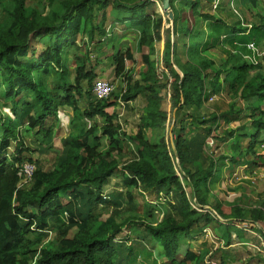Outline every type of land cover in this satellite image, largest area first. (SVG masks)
<instances>
[{"label": "trees", "instance_id": "16d2710c", "mask_svg": "<svg viewBox=\"0 0 264 264\" xmlns=\"http://www.w3.org/2000/svg\"><path fill=\"white\" fill-rule=\"evenodd\" d=\"M3 1L0 102L10 105L12 118L0 111V264H156L142 247L149 241L161 246L163 264H207L208 258L216 261L214 254L221 248L211 246V255L209 250L198 255L186 251L180 261L179 239L203 236L202 227L216 223L218 229H213L226 246L234 221L264 226V190L259 208L245 209L235 201L227 205L228 212L212 190L239 168L250 173L263 166L264 155L255 149L264 144V55L252 64L248 45L258 47L264 41V0H236L233 9L219 3L215 10L214 0H170L169 27L145 0H46L45 10L27 5V0H10V11ZM206 5L212 14L204 12ZM108 21L114 25L111 32ZM115 26L135 36L134 51L113 48ZM160 42L168 71L164 82L152 59ZM102 43H111L107 56L124 87L97 100L92 93L96 75L87 69L90 54L78 53ZM34 44H41L38 56ZM212 50L225 59L215 64L206 54ZM137 54L145 69L135 80L126 63L136 62ZM167 88L169 113L161 110V93ZM224 90L245 106L231 102L223 112L206 111L205 104ZM139 95L147 105L135 133L127 135L118 116L106 110ZM83 98L87 105L79 110ZM61 108L72 111L69 133L51 169L44 170L31 155L52 149ZM242 116L249 124L229 129ZM149 129L159 134L157 141L146 138ZM129 146L131 157L123 160ZM24 163L35 170L19 187ZM111 177L120 183L109 198L103 191ZM136 191L156 204L146 202L142 213L124 216L127 206L133 209ZM106 206L112 210L100 219ZM253 231L260 232L255 226Z\"/></svg>", "mask_w": 264, "mask_h": 264}, {"label": "rangeland", "instance_id": "374dc122", "mask_svg": "<svg viewBox=\"0 0 264 264\" xmlns=\"http://www.w3.org/2000/svg\"><path fill=\"white\" fill-rule=\"evenodd\" d=\"M46 0H27V5L30 6H36V8L38 10H45V6H46ZM230 2L228 5L227 3ZM222 6H224L223 9H233L236 6V0H220L219 2ZM218 3V5H219ZM227 7H226V6ZM264 6V4H263ZM3 7L5 9H7L8 11L11 10V2L10 0H4L3 1ZM180 8H182V4L180 3L179 5ZM216 8H213L212 5V10H215ZM153 10L155 11L156 14H159L161 16H163L166 20L167 18L165 17L162 8H157L156 6L153 7ZM204 12H210L211 14L213 13L212 11H210V8L208 9L207 5L204 6ZM109 9L106 10V12L108 13ZM243 14H245L246 16H248L247 12L244 10V8L242 9ZM189 9L187 8L186 12H184V15L188 18L189 16ZM253 13V12H252ZM255 20V19H254ZM110 21H108L107 23V29L111 30L114 28V25H111V23H109ZM167 26L169 27V21L167 20ZM166 26V27H167ZM116 32L114 35V38H112V43L115 42V46H113V48L116 49H121L122 51H124L127 47H129L131 50L134 51L135 49V36L132 35V33L129 34V32H123L121 31V26H115ZM259 37L261 38V34L259 35ZM260 44V43H259ZM35 48H36V54L35 56L39 55V52L41 51V44H34ZM88 52L89 56V64L87 65V69L92 68L94 74L96 75V78L94 79V82L96 83L99 80H106V81H112L114 84V92L118 93L121 90H123L124 84L122 83V78H118L116 79L114 77L113 74V66H111L112 61L111 59L107 56L111 53V43H107V44H98L97 46L92 45L90 47V50H86L84 48H81V50L79 51L78 55H80L82 57V55ZM207 56L209 58H211L213 60V62L215 64H219L220 62H222L225 57L219 53V51L217 50H212L210 52L206 53ZM111 55V54H110ZM136 57V62L131 63L128 62L126 65V69L128 72V75H131L135 80L139 79V74L144 71L145 67L144 65L140 62V55H135ZM152 59L156 62V74L158 76V79L162 82L165 81V76H168V71L164 68L165 66L163 65L162 61H161V52H160V44L159 43H155V53L152 56ZM264 61V60H263ZM174 64V63H173ZM169 82H172V78L169 77ZM82 88L84 90L87 89V85L85 83L82 84ZM162 96V103H161V110L164 112L169 113L170 111V107H169V98H170V89L167 88L166 90L162 91L161 93ZM115 102V101H114ZM236 103V105L238 107L243 108V103L242 101L238 100L237 98H235V96L231 95L230 92H228L227 90H224L222 95L216 96V98H214L212 101H209L205 104L204 108L206 111H208L209 113L212 111H216V112H223L225 110H227L228 108V104L229 103ZM87 105V100L86 98L83 99H79L78 101V106H79V110H84L85 107ZM146 101L144 99L143 96L139 95L135 98V100L125 104L122 101H117L115 102L110 108H108L106 111L110 114V113H115L118 116V123L121 125L122 131L125 132L127 135H132L135 133L136 131V127L138 125L139 122V118L142 114L143 109L146 107ZM245 106V103H244ZM262 109H264V103L262 106ZM0 111L2 113V115H4V117H9L12 118V114L10 112V105L6 102H0ZM192 109H189L188 112H192ZM72 117V111L69 108H61V110L59 111V117H58V127L54 130V137L52 140V149L48 150L47 152H45L43 155H38V154H32L31 157L34 161L40 162L41 166L43 167L44 170H49L52 167V162L53 159L55 158L56 154L58 153V151L60 150L62 144H61V140L63 138H65L67 136V134L69 133V120ZM249 120L246 119L245 116H242V119L237 122V123H232L229 126V129L231 128H236L239 125H248L249 124ZM87 126H90V124L88 123ZM222 128H226L225 125H222ZM228 128V126H227ZM169 129L170 127L167 128L166 132L168 133V140L170 142V137H169ZM249 130L251 131L252 128L249 127ZM24 136H26L29 140V138H31V134L28 133H23ZM158 133H153L152 130H147L146 132V138L150 141V142H155L158 140ZM104 145V142H103ZM216 146V142H212L211 143V147L212 149H214ZM14 148V144L10 145V149L9 152H12ZM221 148V147H220ZM221 150V149H220ZM216 151V150H215ZM132 152V147L129 146L126 150H125V156L123 160H126L128 158L131 157V153ZM255 152L258 154L259 153V149L258 147L255 149ZM215 154L218 155L217 151L215 152ZM255 161H258L256 159V156L254 157ZM245 170L243 169H238L237 173L241 174L242 171ZM253 171H255V174L253 173ZM251 171L250 173H247V177L248 179L244 180V181H232L230 179L229 176H224L223 179V183L219 184V186H212V190L213 193L216 195L217 199L221 202V204L223 206H225V211L228 212L229 208L227 207V205L229 203H233L235 201H238L239 204L241 206H248L249 208H259V203L263 200V197H261V194L264 190V166H262L261 168L257 167L255 170ZM251 177H250V175ZM120 183V179L117 177H111L109 180V183L106 185V187L104 188L103 191V195H105L106 197L109 198L112 197V195L114 194L113 192H115L117 190V186ZM185 184V182H183ZM215 189V190H214ZM188 189H186L187 191ZM136 196H135V204L133 206V209H129L130 207L127 206L125 209L127 210V213L124 214V216H127L131 213L134 212H139L142 213V208L143 206H147L148 204H156L155 201L153 200V198H146L143 195H140V193H138L137 191L135 192ZM229 193V194H228ZM147 202V203H146ZM158 202V200H157ZM159 203V202H158ZM224 208V207H223ZM244 208V207H243ZM102 210H104V212H102V216L100 219H105L108 217V215L110 214V211L112 210V207H103ZM125 210V211H126ZM212 214L215 216V218H217V220L219 221H223L221 218L217 217V215L212 211ZM157 215H160V218L162 217V214H160V212L157 213ZM204 227L206 228V230L209 232L208 235V239L205 236H200L197 235L198 237H196L195 240L188 238L179 239V250L177 252V258L181 261L183 260L186 251L187 252H197L199 250L200 245L205 243L204 246L207 247V243L209 242V251H211V246H215V248H217L218 246L221 245L222 248V242H220L219 240H222L220 237V232H218L217 230L213 229V228H217V224L214 223L211 226L207 227V226H203L202 228L204 229ZM254 228V227H253ZM202 229V230H203ZM257 229L259 230L260 228L257 227ZM262 234V233H261ZM55 236L52 234L50 236V238H54ZM181 237V236H180ZM262 237V236H261ZM256 239V237H253ZM258 240V239H256ZM260 241V240H258ZM213 242L214 245L211 243ZM261 243H264V238L261 239ZM259 244V245H260ZM143 248H145L146 250V254H150V261H154L156 264H163L165 263V259L162 258V248L159 244H157L156 242H152L149 241V243L147 244V248L142 246ZM259 248L261 249V252H255L254 250L249 254L250 259H248V263L246 264H264V250L262 249L261 245L259 246ZM203 250V249H201ZM214 259H216V263L219 264V258L218 256H216ZM244 263V262H243ZM185 264H194V262H190V261H186ZM223 264V263H222ZM234 264H240L238 263V259L234 262ZM242 264V263H241Z\"/></svg>", "mask_w": 264, "mask_h": 264}, {"label": "crops", "instance_id": "0c3cea01", "mask_svg": "<svg viewBox=\"0 0 264 264\" xmlns=\"http://www.w3.org/2000/svg\"><path fill=\"white\" fill-rule=\"evenodd\" d=\"M185 12H186V10H185ZM159 44H160V52H161V55H162L163 44H162V42H160ZM261 44L259 45V47H261ZM126 65H127V63H126ZM258 149H259V153L258 154L264 155V150H261L259 147H258ZM242 207H244L245 209H249V207L247 205L246 206H242ZM225 214L229 215L230 212L229 213H225ZM233 223L231 224L232 228L229 229V236L230 237L228 239V243L226 244V248L222 249V250L220 249L218 252H216L214 254L215 257L218 256L219 264H222V263L223 264H234V262L237 259H238V263L246 264V263H248V259H250L248 253H251L253 250L255 252H257V253L261 252V250L259 248V246H260L259 244L261 242V239L264 238V226L262 224L254 223V226L256 228L257 227L260 228L259 229L260 232H258V231H257V233L254 232L253 228H252V230L250 232H244L243 230L238 229L235 226V224L239 223V222H235L234 221ZM250 223H252V222H250ZM262 230H263V232H262ZM196 237H198V236H194V238H192V240H195ZM253 237H256V239H258L260 241L256 240ZM224 240L223 241L221 240V241L224 243ZM206 243H207V247H205L204 246L205 243H203V244L200 245L201 248H199V250L197 252H193V253L198 255L199 253L204 252L205 250H208L209 249V245H208L209 242H206ZM256 248L258 250H256ZM201 249H203V250H201ZM211 252L212 251H210V253ZM215 257H213V258H215ZM213 258H211V259H213Z\"/></svg>", "mask_w": 264, "mask_h": 264}, {"label": "built area", "instance_id": "2783aa9c", "mask_svg": "<svg viewBox=\"0 0 264 264\" xmlns=\"http://www.w3.org/2000/svg\"><path fill=\"white\" fill-rule=\"evenodd\" d=\"M145 1H149V2L153 3L154 6H156L157 8L161 7V0H145ZM219 2H220V0H214L213 8H216ZM248 48L252 51V57L248 58V60H250V62L252 64L256 65L258 63L256 57L259 58L260 56L264 55V41L262 42L261 47H259V46L254 47L252 44H249ZM114 87L115 86H114L112 81L99 80L96 83H94L93 88H92V93L97 100H104V99H107L111 96V94L114 92ZM260 149L264 150V144L260 146ZM263 166H264V159H263ZM243 168L245 169V167H242L241 169H243ZM34 170H35L34 165H32L30 163H24L22 165V167L20 169V173H19L20 177H21L20 183L18 185L19 187L23 186L24 184H26L27 182L30 181ZM230 179L232 181H244V180L248 179L247 172L245 170H243L241 174H238L236 171L231 175ZM235 226L238 229L243 230L244 232H250L252 230V228L254 227V224H252L250 222H239V223H236ZM202 234H203V236H205L208 239L209 232L206 230V228H204L202 230ZM219 241L222 242L221 240H219ZM211 243L214 245L213 242H211ZM260 245H261L262 249L264 250V243H261ZM217 248H221V245L218 246ZM217 248H215V246H214V249H217ZM225 248H226V246H224V243H223L221 249H225ZM256 250H258V249L256 248ZM210 255H211V253H210ZM206 260H208V262H206L207 264H215V262L211 261L209 258Z\"/></svg>", "mask_w": 264, "mask_h": 264}, {"label": "water", "instance_id": "95a60500", "mask_svg": "<svg viewBox=\"0 0 264 264\" xmlns=\"http://www.w3.org/2000/svg\"><path fill=\"white\" fill-rule=\"evenodd\" d=\"M161 8H162V11L165 15V17L167 18V20L169 21V26H172V23H173V13H172V10L170 8V0H161ZM173 64V62H171ZM173 69L176 71V73L179 75V77H182V73L180 72V70L177 68V66L175 64H173ZM169 137H170V144H172V130H171V127L169 129ZM172 147V150L174 151L175 153V149H174V146L171 145ZM175 156H176V163L178 165V158H177V155L175 153ZM207 210H210V208L206 207Z\"/></svg>", "mask_w": 264, "mask_h": 264}]
</instances>
